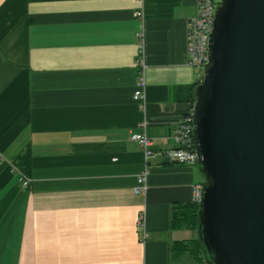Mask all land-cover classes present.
<instances>
[{"label": "crops", "instance_id": "obj_1", "mask_svg": "<svg viewBox=\"0 0 264 264\" xmlns=\"http://www.w3.org/2000/svg\"><path fill=\"white\" fill-rule=\"evenodd\" d=\"M197 13L198 0H0V264L184 263L171 249L191 232L171 215L201 173L148 161L130 137L174 148L201 79L187 61Z\"/></svg>", "mask_w": 264, "mask_h": 264}, {"label": "water", "instance_id": "obj_2", "mask_svg": "<svg viewBox=\"0 0 264 264\" xmlns=\"http://www.w3.org/2000/svg\"><path fill=\"white\" fill-rule=\"evenodd\" d=\"M190 118L208 263L264 264V0H218Z\"/></svg>", "mask_w": 264, "mask_h": 264}, {"label": "built area", "instance_id": "obj_3", "mask_svg": "<svg viewBox=\"0 0 264 264\" xmlns=\"http://www.w3.org/2000/svg\"><path fill=\"white\" fill-rule=\"evenodd\" d=\"M217 3L218 0H198L197 16L188 23L187 61L190 66L199 71L201 78L203 77L204 67L209 59V42L213 30ZM136 16L142 17L143 13L139 11L136 13ZM139 54L140 56L143 55V48H141ZM137 63L140 68L133 99L135 102L145 105L147 89L145 64L142 59H138ZM190 115L178 122L172 134L174 148L170 150L163 152L156 151L154 149L153 140L148 136L146 131L133 133L130 140L136 142L140 146L148 161L160 153L170 164L183 165L191 168L197 167L198 155L193 137V124ZM140 127L146 129L147 122L142 123ZM148 174L149 169L147 168L138 177V187L135 189L137 194L147 191L146 182ZM22 183L25 188L30 186L29 181L23 180ZM202 187L203 183L194 186V203L199 204L201 202ZM138 227L140 229H144L145 227L142 216H140L138 221ZM144 237H146V235Z\"/></svg>", "mask_w": 264, "mask_h": 264}, {"label": "trees", "instance_id": "obj_4", "mask_svg": "<svg viewBox=\"0 0 264 264\" xmlns=\"http://www.w3.org/2000/svg\"><path fill=\"white\" fill-rule=\"evenodd\" d=\"M202 78L199 80V82ZM199 84V83H198ZM199 204L192 202L191 204L175 207L171 215V229L174 231H190L196 234L195 237L179 241L172 246V258L181 261L184 256H189L194 262L199 264H209L199 237Z\"/></svg>", "mask_w": 264, "mask_h": 264}, {"label": "rangeland", "instance_id": "obj_5", "mask_svg": "<svg viewBox=\"0 0 264 264\" xmlns=\"http://www.w3.org/2000/svg\"><path fill=\"white\" fill-rule=\"evenodd\" d=\"M200 173H201V177H202V182H204L205 177H204V175L202 174V172H200ZM183 231H185V230H183ZM195 235H196V234H193V233L191 232V237H192V238L195 237ZM182 260L184 261L183 264H199L198 262H194L189 256H184V258H182ZM182 260H181V261H182ZM205 264H207V263H205Z\"/></svg>", "mask_w": 264, "mask_h": 264}]
</instances>
